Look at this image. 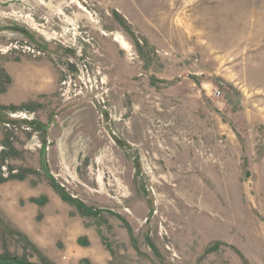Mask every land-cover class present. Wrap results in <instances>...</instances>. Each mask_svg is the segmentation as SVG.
<instances>
[{
  "label": "rangeland",
  "instance_id": "obj_1",
  "mask_svg": "<svg viewBox=\"0 0 264 264\" xmlns=\"http://www.w3.org/2000/svg\"><path fill=\"white\" fill-rule=\"evenodd\" d=\"M70 258L264 264V0H0V264Z\"/></svg>",
  "mask_w": 264,
  "mask_h": 264
},
{
  "label": "crops",
  "instance_id": "obj_2",
  "mask_svg": "<svg viewBox=\"0 0 264 264\" xmlns=\"http://www.w3.org/2000/svg\"><path fill=\"white\" fill-rule=\"evenodd\" d=\"M34 239H37V238H35V236H34ZM36 241V240H35ZM55 254V252L53 253V255ZM71 255V254H70ZM71 263H74V261H73V258H70V262H69V264H71ZM68 264V263H67Z\"/></svg>",
  "mask_w": 264,
  "mask_h": 264
},
{
  "label": "water",
  "instance_id": "obj_3",
  "mask_svg": "<svg viewBox=\"0 0 264 264\" xmlns=\"http://www.w3.org/2000/svg\"><path fill=\"white\" fill-rule=\"evenodd\" d=\"M25 264H32V263H30V262H26Z\"/></svg>",
  "mask_w": 264,
  "mask_h": 264
}]
</instances>
